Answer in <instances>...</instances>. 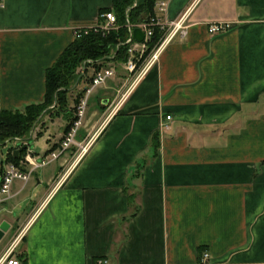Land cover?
Returning <instances> with one entry per match:
<instances>
[{
  "label": "crops",
  "instance_id": "1",
  "mask_svg": "<svg viewBox=\"0 0 264 264\" xmlns=\"http://www.w3.org/2000/svg\"><path fill=\"white\" fill-rule=\"evenodd\" d=\"M167 2L162 22L191 6L186 35L130 90L122 64L104 66L115 75L94 91L75 141L86 151L76 156L73 146L0 203V223L10 226L0 256L18 238L19 264H202L204 253L206 264H264V0ZM111 3L2 0L0 112L40 104L46 71L72 32L96 24ZM220 23L230 29L209 35ZM93 72L79 71L82 88H73L83 91ZM75 105L54 118L50 107L24 143L2 150L25 145L19 168L28 172L25 157H42L28 141L62 119L58 136L40 145L43 155L56 151ZM27 187L29 203L14 215Z\"/></svg>",
  "mask_w": 264,
  "mask_h": 264
},
{
  "label": "trees",
  "instance_id": "2",
  "mask_svg": "<svg viewBox=\"0 0 264 264\" xmlns=\"http://www.w3.org/2000/svg\"><path fill=\"white\" fill-rule=\"evenodd\" d=\"M156 0H112L111 8L102 12H112L116 17L117 31H111L102 36L101 34H89L78 40H74L56 59L54 64L46 71L45 93L40 104H32L19 111L0 112V148H3L6 141L15 138L24 141L29 137L32 128L38 124L46 114L50 113L49 108L53 105V112L49 116L56 117L64 110L68 101V95L74 86L78 85L83 75L77 70L83 66L100 70L109 62L123 64L127 60L126 46L123 44L127 38L125 26L127 23L137 24L144 18L154 15ZM134 5V6H133ZM133 6V7H132ZM126 11L127 15H126ZM161 33L154 29L153 42L149 50L159 41ZM91 64H88V62ZM83 95L81 91L74 99L75 103ZM154 134L151 140L154 150L158 149L159 139ZM25 150L15 157L12 149L8 150L3 160L0 158V173L5 164H12L19 168ZM51 151L46 152L49 154ZM20 169V168H19ZM22 171V168L20 169Z\"/></svg>",
  "mask_w": 264,
  "mask_h": 264
},
{
  "label": "built area",
  "instance_id": "3",
  "mask_svg": "<svg viewBox=\"0 0 264 264\" xmlns=\"http://www.w3.org/2000/svg\"><path fill=\"white\" fill-rule=\"evenodd\" d=\"M167 1L169 0H156L153 16H148L137 24L127 23L125 26L127 38L123 44L126 46L127 60L122 64V68L127 75L126 90H130L133 86H135L151 70V68L156 65L161 52L174 37L178 35L183 38L186 35V28H188L186 22L191 11V6L181 13L175 20L162 22L156 14H163L166 12L168 8ZM2 7V0H0V8ZM127 12L128 11H126V15ZM115 17L116 16L112 12L100 13L96 24L75 29L72 32L73 39L78 40L91 33L101 34L104 36L111 31H117L119 26L117 25ZM135 29H139L143 33V40L140 43L133 39V30ZM154 29L161 33V38L149 50L150 44L153 42ZM229 29V24H212L208 27V34L218 35ZM88 64H91V62L89 61ZM87 68L90 67H86L83 64V66L80 67L81 74L85 75ZM114 75L115 68L113 67H102L100 70L93 72L89 83L83 89L82 97L79 98L76 103L74 119L67 128V131L64 133L62 140L60 141V146L56 151L43 155L39 159L38 163H35L29 157H25V161L31 166V170L28 172H23L12 164H6L0 181V203H2L5 198H8L10 194V185L13 180L21 181L24 184L27 183L31 178L33 171H36V169L42 168L50 162L57 160L73 146L76 147V156L81 155L86 151L88 143L81 144L76 143L75 141L78 129L82 125L87 99L94 89L103 86ZM166 120L169 121L170 116H167ZM56 185H58V183ZM17 239L18 238H16L0 256V264H19L18 261L12 257ZM208 260L209 255L204 253L201 258V263L206 264ZM102 263L105 262H101L100 264Z\"/></svg>",
  "mask_w": 264,
  "mask_h": 264
},
{
  "label": "rangeland",
  "instance_id": "4",
  "mask_svg": "<svg viewBox=\"0 0 264 264\" xmlns=\"http://www.w3.org/2000/svg\"><path fill=\"white\" fill-rule=\"evenodd\" d=\"M78 72L80 71V69H78L77 70ZM88 73H90V70H88ZM81 82L78 84V87L81 89L82 87H81ZM72 89L71 91H70V93H69V95H68V101L67 102H69L71 105H75V102H74V99L78 96V94H79V91H80V89ZM75 90V91H74ZM94 91H96V89H94L93 90V92L91 93V95H89V97H88V99H87V103H86V108H85V112H84V117H83V119H82V124H83V122L85 121V119L87 118V116H88V114H89V112L91 111V107L93 106L94 107V105L93 104H96V102L94 103L92 100V98H93V95H94ZM76 106V105H75ZM51 107H53V105L51 106ZM74 110H75V108H74ZM74 114H75V111H74ZM72 119H74V115H73V118ZM62 123H64V121L61 119H59V120H55L54 122H53V124L52 123H50V122H48V130H47V135H45L44 137H43V139L42 140H38V143L37 144H35L37 141L36 140H29L28 141V145H29V149L30 150H32V151H34L35 150V153H37V154H39V155H41V156H43V154H44V152H43V148L40 146V145H42V144H44L45 143V139H47L49 136H52V137H57L58 136V133H59V127L61 126V124ZM82 131V125L80 126V128L78 129V132H77V135L80 133ZM55 135V136H54ZM44 142V143H43ZM12 144H14L13 143V141L12 142H8L6 145H8L9 146V148H11V146H13ZM17 145H20V144H17ZM6 154H7V151H5V150H2V148H0V158L3 160V162H4V158L6 157ZM5 163H3V165H4ZM57 165V163L56 162H54V163H49L48 165H47V167L45 168V170H49L50 168H52V167H54V166H56ZM19 183L21 184V182L20 181H18V180H13V182H12V184L10 185V192L13 190V189H15V187H17V186H19ZM29 189H28V187H27V189L24 191V194H23V196H21V198H18L17 200H16V202H17V207L13 210L14 212V215H21L22 213H24L23 211H24V209L26 208V206L28 205V203L29 202H26L25 200H26V198H27V194H29ZM15 202V203H16ZM14 203V202H13ZM6 206H8V207H12L11 205H10V202H8V203H6ZM11 209H13V208H11Z\"/></svg>",
  "mask_w": 264,
  "mask_h": 264
},
{
  "label": "water",
  "instance_id": "5",
  "mask_svg": "<svg viewBox=\"0 0 264 264\" xmlns=\"http://www.w3.org/2000/svg\"><path fill=\"white\" fill-rule=\"evenodd\" d=\"M133 39L136 41V42H141L143 40V33L139 30V29H135L133 30ZM26 149V146L24 145L21 149L19 150H16L13 154L15 157H17L19 155V153L22 151V150H25ZM9 224L6 223V222H1L0 223V240H2V238L4 237V235L8 232L9 230Z\"/></svg>",
  "mask_w": 264,
  "mask_h": 264
}]
</instances>
